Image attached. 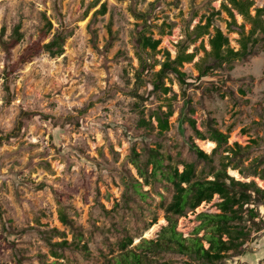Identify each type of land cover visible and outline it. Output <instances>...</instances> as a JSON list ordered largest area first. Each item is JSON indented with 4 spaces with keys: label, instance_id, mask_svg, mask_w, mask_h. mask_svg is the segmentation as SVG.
<instances>
[{
    "label": "rangeland",
    "instance_id": "rangeland-1",
    "mask_svg": "<svg viewBox=\"0 0 264 264\" xmlns=\"http://www.w3.org/2000/svg\"><path fill=\"white\" fill-rule=\"evenodd\" d=\"M252 1L264 8V0ZM101 4L105 13L93 15ZM223 4L227 0H0V37L7 43L18 39L7 49L0 44V264H107L128 238L126 250L138 252L142 239L157 240L166 225L163 208L173 195L167 174L185 163L194 165L195 179H204L230 160L229 176L264 190L255 175L264 170V40L248 57L197 77L194 63H211L209 37L193 44L187 39L220 11L212 26L238 50L239 36L227 30ZM133 13L143 14L145 33L160 40L161 51L149 62H162L164 52L173 59L183 44L194 52L182 67L186 86L169 75L171 92L161 95L152 92L149 74L137 79L142 21ZM235 21L243 23L237 14ZM59 32L66 37L60 56L41 51L21 63L31 46ZM168 105L169 128L159 133L150 115ZM186 117L205 136L212 129L227 134V146L236 143L242 151L227 153L223 146L211 163L198 160L192 143L207 154L215 144L196 139ZM207 142L214 147L205 149ZM132 151L142 167L159 162L155 176L149 175L152 165L145 166L147 183L130 163ZM234 164L242 174L232 170ZM252 196L241 213L245 244L216 264H264V198ZM217 202L215 195L179 218L176 230L193 236L196 215L218 213ZM59 210L68 225L59 222ZM148 257L152 264H199L176 252Z\"/></svg>",
    "mask_w": 264,
    "mask_h": 264
},
{
    "label": "trees",
    "instance_id": "trees-1",
    "mask_svg": "<svg viewBox=\"0 0 264 264\" xmlns=\"http://www.w3.org/2000/svg\"><path fill=\"white\" fill-rule=\"evenodd\" d=\"M222 11L227 15L226 22L227 30L236 33L239 36V49L234 50L229 46L228 37L217 27L212 26V19L219 15L220 11L212 12L204 24H197L191 33H188L187 39L189 44H193L203 36H208L209 51L206 56L211 58L210 64H203L202 60L194 63V67L198 72L197 77L206 76L215 68H220L223 64H229L236 60H241L252 54L254 47L264 40V8H254L252 0H227L226 5L221 6ZM253 10V14H251ZM106 11L105 4H101L95 14H104ZM235 14L240 16L243 23L249 26L248 31H245V25L236 24ZM134 17L142 21L141 28L136 33V58L138 60L139 69L137 71V79H141L140 75L147 73L150 76L149 84L152 87V92L161 95H167L171 92V88L166 86L165 80L169 75H172L177 81L179 87L186 86V74L182 71L183 64L191 63L195 57L194 52L187 53V44L180 46L176 56L171 59L168 52H164L162 62L150 58L160 53L158 50L160 45L159 39H154L151 35L145 33L146 18L143 14L133 13ZM48 29L51 25L47 23ZM139 26V25H138ZM137 26V27H138ZM213 29L210 34L209 29ZM17 33V32H16ZM109 35L111 34L108 28ZM193 35V37H191ZM65 35L55 33L52 38L45 44H34L31 46L25 55L21 57V63L30 62L31 58L39 52L45 51L51 57L60 56L63 52ZM18 39L13 42H4L0 37V44L4 49L15 45ZM188 44V45H189ZM159 66L157 71H154L155 66ZM173 111L170 105L166 111L160 109L154 111L150 118L154 119L156 128L159 133L168 130V120L172 116ZM189 127L195 134L196 139L200 141H211L215 144L210 154L201 150L196 144L190 145V150L200 161L211 163L212 155L225 146V152L237 154L242 151L238 144H233V147L227 146L228 135L216 129H212L208 136L196 129L195 122L191 118H184ZM145 124L144 121H142ZM138 154L132 151L130 163L135 169L137 176L147 183L148 174L145 170L147 164L152 165L150 176H155L159 169V162L154 159L148 161L144 167L139 164L137 159ZM225 159H229L225 156ZM231 162L221 163L217 170L209 173L210 179H195L196 173L192 163L182 164V170L173 169L172 173L167 174L168 180L173 186V195L169 203L163 208L164 220L166 225L161 228L157 240L142 239L136 246L139 251L127 249L126 247L132 244L130 238L120 244L121 253L117 257L112 258L107 264H152L148 254H154L160 251L176 252L189 257L192 260L198 261L199 264H216L228 257V253H240L245 241L248 237V232L242 225L243 207L249 204L253 198H264V190L258 187L254 182H240L229 176L226 169L230 167ZM232 170H237L242 174L241 170L234 164ZM256 173V172H254ZM260 181L264 183V170L255 174ZM218 196L219 202L216 203L218 213H199L196 218L199 220V225L194 230V235L184 238L180 232L176 230L177 221L184 217L188 212H194L202 203H209L214 196ZM250 218H254L253 210L247 211ZM59 222L63 225H68L66 215L62 210L58 211ZM203 231L201 236L199 232ZM203 242L207 245L204 246ZM52 264H58L56 262ZM161 264H169L163 262Z\"/></svg>",
    "mask_w": 264,
    "mask_h": 264
},
{
    "label": "bare ground",
    "instance_id": "bare-ground-1",
    "mask_svg": "<svg viewBox=\"0 0 264 264\" xmlns=\"http://www.w3.org/2000/svg\"><path fill=\"white\" fill-rule=\"evenodd\" d=\"M213 147H214V145H213L212 143H210V142H207V143L205 144V149H207V150H210V149L213 148ZM231 174H232L233 176H235V177H238V174H237L236 172H234V171H232ZM260 185H261V183H260Z\"/></svg>",
    "mask_w": 264,
    "mask_h": 264
}]
</instances>
